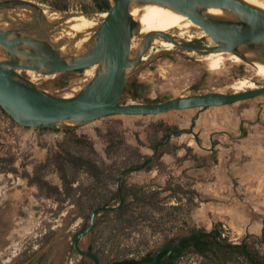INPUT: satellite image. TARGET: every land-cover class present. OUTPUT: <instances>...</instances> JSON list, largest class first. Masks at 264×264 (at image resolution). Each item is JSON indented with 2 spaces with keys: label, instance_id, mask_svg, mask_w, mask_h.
I'll use <instances>...</instances> for the list:
<instances>
[{
  "label": "rangeland",
  "instance_id": "1",
  "mask_svg": "<svg viewBox=\"0 0 264 264\" xmlns=\"http://www.w3.org/2000/svg\"><path fill=\"white\" fill-rule=\"evenodd\" d=\"M41 6L55 9L52 5L67 6V11L72 13L100 12L93 9L94 0H31ZM264 3V0H257ZM58 9V8H56ZM89 9V11H85ZM63 11V10H62ZM88 14V13H87ZM186 24H193L189 21ZM50 29L49 27L46 30ZM198 26L186 30L193 41L214 44L208 40L207 36H196ZM49 36V35H48ZM186 38H178L182 40ZM161 40V39H160ZM231 53V52H228ZM146 56L154 54L152 58L141 59L135 64L128 76V82L139 84L138 96L134 98L131 94L124 97L123 102H149L164 101L172 97L206 91H237L240 81L247 80L256 87L264 85V78L257 75L253 64L243 58L235 61L225 54L221 62L214 55L206 54L202 51L189 50L174 46H163L161 44H149L145 52ZM98 70V65L89 66L77 70H66L56 74H45L37 70L22 71L25 76L32 78L41 88L50 93L61 96H72L80 91L89 82ZM28 73V75H27ZM244 77V78H243ZM251 87L243 86L242 89ZM241 89V90H242ZM240 90V89H239ZM264 98V95H259ZM160 114L156 115H109L85 124H79V131L89 134L98 148L101 155L109 162L105 153V141L99 136L95 127L107 128L114 120L123 121L127 131L128 139L135 140V131H139L146 136L142 126L136 122L148 123L153 118L160 119ZM62 125L55 129H35L24 125L14 124L0 111V152H14L18 156L17 165L20 166L25 154H31L29 158L45 159L50 147L63 135ZM153 152V151H152ZM154 153H151L153 156ZM152 161L157 164L156 159ZM32 170V165L28 166ZM20 170H22L20 168ZM170 171V170H169ZM172 174V173H171ZM170 175V174H169ZM166 173L151 171L133 170L125 174L130 182H147L153 186L164 185L169 177ZM175 178L181 180V176L173 174ZM54 182H60L55 173L49 176ZM188 188H191L192 180L185 178L181 180ZM0 227L2 231L3 243L0 247V264H39L45 256V264H70L72 256L76 261L83 257L77 251L72 252V243L75 234L84 228V217L80 215V210L74 205H67L62 211L56 213L58 205L52 199L39 197L37 187L28 185L27 180L14 173L0 172ZM166 194V193H165ZM202 197H199V201ZM172 199L170 204H176ZM115 206V205H114ZM197 207V206H196ZM188 220L189 226L182 227L185 222L182 217L178 221H170L167 225L172 230L169 237L175 234L186 233L190 226L204 228L205 232L214 230V224L218 223L225 237L232 242H241L245 236H239L232 232L228 226L221 222H213L208 227L201 221L193 218V211ZM101 215V214H100ZM99 215V217H100ZM98 217V218H99ZM3 227V228H2ZM147 227L145 233L149 238V247L144 248L140 253L135 252L129 256L141 257L155 247L159 246L165 238V232L159 226ZM96 233L91 232L83 236L79 245L81 248H89ZM139 237V236H138ZM168 237V238H169ZM118 242L120 244L118 245ZM131 240L125 237L117 238L116 242L101 252V259L104 264L113 261L115 258L123 256L122 250ZM134 248V246H133ZM93 264V263H92ZM181 264H199L196 255L187 256Z\"/></svg>",
  "mask_w": 264,
  "mask_h": 264
},
{
  "label": "water",
  "instance_id": "2",
  "mask_svg": "<svg viewBox=\"0 0 264 264\" xmlns=\"http://www.w3.org/2000/svg\"><path fill=\"white\" fill-rule=\"evenodd\" d=\"M133 0H115L100 27L96 31L94 46L79 58L68 62L60 51L53 48L47 39H37L21 33L35 29L37 25L22 26L21 29L2 30L0 28V45L6 48L9 58L0 62V106L19 124L30 127H57L63 120H74L75 126L109 115H156L176 109L190 107H209L233 103L255 96L264 95V85L239 91H206L183 94L164 101L123 102V95L132 67L137 64L158 32H150L140 53L130 58V41L134 27L138 23L129 13ZM168 4L187 15L192 22L206 32L214 44L196 41L177 42L167 32H160L176 46L202 51L205 53L223 50L243 56L238 47L249 44L251 48L264 55V10L253 7L240 0H143ZM19 5L33 7L39 17H43V7L31 0H0L2 8H15ZM222 6L242 12L240 20H213L205 17L201 7ZM56 9V8H55ZM67 11L64 9H58ZM89 13V12H82ZM39 26V25H38ZM14 33L10 37V34ZM23 45H29L26 49ZM21 57L22 60H21ZM245 59V58H244ZM98 65V70L86 85L72 96H61L41 89L22 71L37 70L45 74H56L66 70H77ZM45 67V68H44ZM131 67L129 71L127 68ZM169 130L167 133L169 134ZM163 143L155 146L154 155L145 164H149L158 154ZM138 167L124 169L119 174L120 187L123 176ZM120 203L94 208L89 223L79 230L73 239L75 250L82 256L93 259V264H100L98 255L89 248H81L80 239L92 232L99 215L106 210H117L122 206L123 194L120 190ZM217 230L203 231L210 235ZM136 264H152L157 259Z\"/></svg>",
  "mask_w": 264,
  "mask_h": 264
},
{
  "label": "trees",
  "instance_id": "3",
  "mask_svg": "<svg viewBox=\"0 0 264 264\" xmlns=\"http://www.w3.org/2000/svg\"><path fill=\"white\" fill-rule=\"evenodd\" d=\"M114 1L94 0L93 9L100 12L107 11ZM52 7L68 9L67 6L52 5ZM138 90L139 84L136 81L128 82L124 97L131 94L136 98ZM0 111L12 123L19 124L1 106ZM136 124L142 126L146 132L147 143L142 140L139 131L134 132L136 144L130 143L123 121L120 119L114 120L105 129L95 127L96 133L105 141V153L109 162L101 155L89 134L79 131L78 125H68L61 128L62 137L50 147L45 159L29 158L31 154H25L19 166L18 156L14 152L7 151L4 154L0 152V172L20 175L27 180L28 185H35L39 197L52 199L57 203L56 213L67 205L78 207L80 215L84 217V226L91 218L94 208L118 205L121 190L122 206L117 210H106L101 213L92 230L96 236L89 249L101 258V252H105V249L115 243L117 238L125 237L131 242L122 250L123 256L115 258L112 264L136 263L137 257L129 255L133 250L140 253L144 248L149 247V238L145 229L151 227L156 231V226H159L165 232V238H168L172 230L168 229L170 227L167 224L170 221H179V216L185 222L182 227L189 226L191 212L199 205L200 197V193L193 186L188 188L172 174L164 185L156 186L147 182H130L124 175L120 187L118 186L119 174L124 169L138 167L137 171L151 170L153 165L145 164L151 155L142 152L141 148L148 146L154 150L158 143L163 141L161 144L163 145L168 137L167 129L170 124L164 119L151 120L148 123L136 122ZM35 129L58 130L52 127H35ZM188 154L205 167H210L218 161L215 148L207 157L191 154V149ZM161 155L159 154L156 159L157 167L166 171L167 167L161 160ZM29 165H32V170H29ZM51 173L58 176L59 183L49 177ZM172 199L177 201L176 204H170ZM190 229L197 233L205 231L204 228L195 226H190ZM214 230L218 231L217 240H213L211 236L202 237L197 250L186 256L196 255L199 264H264V235L247 234L241 242L236 243L224 236L218 223L214 224ZM72 252H76L73 246ZM39 264H45V256Z\"/></svg>",
  "mask_w": 264,
  "mask_h": 264
},
{
  "label": "crops",
  "instance_id": "4",
  "mask_svg": "<svg viewBox=\"0 0 264 264\" xmlns=\"http://www.w3.org/2000/svg\"><path fill=\"white\" fill-rule=\"evenodd\" d=\"M260 97L161 113L160 119L170 124L158 149L166 171L159 170L154 159L149 163L155 172L192 180L202 197L193 211L194 220L207 227L221 222L240 237L264 235V98ZM140 137L148 142L147 134ZM213 148L218 161L210 167L188 154L191 149V154L207 157ZM141 149L150 155L155 152L148 146Z\"/></svg>",
  "mask_w": 264,
  "mask_h": 264
},
{
  "label": "bare ground",
  "instance_id": "5",
  "mask_svg": "<svg viewBox=\"0 0 264 264\" xmlns=\"http://www.w3.org/2000/svg\"><path fill=\"white\" fill-rule=\"evenodd\" d=\"M240 1L264 10V3H260L257 0ZM42 7V18L39 17V14L33 7L28 5H19L15 8H2L0 10V28L2 30L16 31L21 29L22 26L37 25V28L25 30L21 34L42 40L47 39L51 46L60 51L61 56L66 58L68 62H71L74 58L83 56L94 46L96 42V31L107 15L106 12H94L88 14L72 13L69 11L47 8L46 6ZM201 10L205 17L213 20H240L243 15L242 12L222 6L201 7ZM129 13L138 23L132 32L130 41V58H134L140 53L144 46L145 38L150 32H166L169 28L173 27L175 23L189 18L187 15L174 9L168 4L143 0H133L129 5ZM156 21L158 28L156 27ZM192 23L198 26L194 22ZM47 27L50 29L46 30ZM13 35L14 33L10 34V37ZM197 35L207 36L208 40H210L206 32L201 28L197 29L196 36ZM156 37L157 34L154 35L152 43ZM191 40L192 39L186 41ZM160 44L163 43L160 42ZM23 47L26 49L30 48L29 45H23ZM238 49L243 56L236 53H228L223 50L206 54L214 55L215 58L221 62L225 58V54H229V57L233 58L235 61H241L245 58L253 64L256 74L264 78V55L260 53V51L251 48L247 43L240 45ZM154 56L155 55L152 54L149 58ZM8 58L9 56L6 48L0 45V62L5 61ZM22 58L23 57H21V60ZM142 59H145V54L142 56ZM130 68L131 67H128L127 71H129ZM17 72L20 73L22 70L18 69ZM31 80L35 82L32 78ZM243 86L251 88L256 87L253 83H249L247 80H242L237 86V91H239V89L241 90ZM73 124H76V121L63 120L58 123L59 126ZM1 235L2 231L0 227V247L3 243Z\"/></svg>",
  "mask_w": 264,
  "mask_h": 264
},
{
  "label": "flooded vegetation",
  "instance_id": "6",
  "mask_svg": "<svg viewBox=\"0 0 264 264\" xmlns=\"http://www.w3.org/2000/svg\"><path fill=\"white\" fill-rule=\"evenodd\" d=\"M187 21L192 23L190 18H186L180 22L175 23L174 26L169 28L166 32L174 36L177 42L182 41V40H178V38H186V40L191 39V37H194V36L192 34H188L186 30L192 27L197 28V26L194 24H186ZM156 27L158 28L157 21H156ZM157 32H158L157 37L154 40L153 44H160V42H162L163 44L161 45L163 46L176 45L174 42L166 39L162 34H160L159 31ZM148 57L149 56H146L145 54V59ZM202 232L203 231H200L197 233L196 231L189 229V231H187L186 233L175 234L174 236L163 240V242L159 246L155 247L151 251L137 258L136 263L153 261L155 259L154 258L155 252L159 248H162L157 254V259L152 264H181V261L187 257L186 256L187 254L197 250L198 244L201 243L200 240L202 239V237L211 236L213 240L218 239L217 238L218 234H216L215 232L211 233L210 235L202 234ZM72 246H73V243H72ZM98 257L100 259V264H104L99 255ZM72 258L73 257L71 256L70 259L68 260L70 264H92L94 263L92 258L85 257V256L79 258L76 261H74ZM112 262L113 261L106 263V264H112ZM136 263H132V264H136Z\"/></svg>",
  "mask_w": 264,
  "mask_h": 264
}]
</instances>
